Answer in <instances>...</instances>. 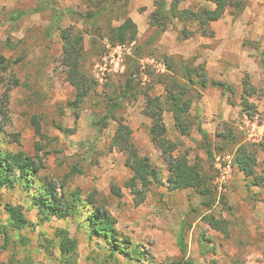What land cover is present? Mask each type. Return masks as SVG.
<instances>
[{
    "label": "rangeland",
    "instance_id": "obj_1",
    "mask_svg": "<svg viewBox=\"0 0 264 264\" xmlns=\"http://www.w3.org/2000/svg\"><path fill=\"white\" fill-rule=\"evenodd\" d=\"M125 1L0 0V149L23 152L39 168L32 188L17 184L0 189V221L7 217V203L23 206L28 219L21 231H10L9 236L0 231V264H170L182 258L178 243L182 230L192 264H264V146H260L264 112L258 115L257 107L244 112L234 84L222 81L226 85L217 86L223 97L228 95L227 111L204 103V92L214 86L192 89L189 135L174 126L171 112H164V137L175 144L171 153L187 155L206 181L204 191L201 187L169 191L156 183L143 188L139 182L133 190L129 186L134 158L113 146L118 120L133 129L138 155L148 157L164 181L169 176V153L153 143L152 120L144 109L148 94L164 95L162 80L170 71L143 66L142 61L173 55L177 63L182 57L188 66H196L204 64L205 57L201 52L190 57L170 54L160 46L156 26L136 41L113 45L111 28L122 22L120 6ZM203 1L192 0V5ZM254 2L245 0L246 6ZM101 9L93 25L89 16ZM70 26L85 36L82 62L97 81L81 101L67 80L63 58L60 30ZM112 53L120 55V61L101 80L98 65ZM262 94L260 88L250 103L256 106L254 101ZM202 105L206 114L200 111ZM241 145L257 158L251 177L235 164ZM226 161L232 164L231 179L219 190L218 164ZM42 178L54 184L58 196L63 190L69 199L72 192L82 199L93 194L116 218L119 238L139 242V255L131 257L118 248L113 253V244L95 236L86 222L92 206H78L83 214L43 217L35 204L44 197L37 189ZM139 191L145 192V198L138 204ZM211 216L225 221L224 228L210 226ZM66 233L78 242L70 262L61 250Z\"/></svg>",
    "mask_w": 264,
    "mask_h": 264
},
{
    "label": "trees",
    "instance_id": "obj_2",
    "mask_svg": "<svg viewBox=\"0 0 264 264\" xmlns=\"http://www.w3.org/2000/svg\"><path fill=\"white\" fill-rule=\"evenodd\" d=\"M183 1L185 0H171L169 2L167 0H154L156 8L149 14V23L157 27V33L164 32L173 19L177 18L185 25L187 23H196L198 31L202 35L213 37L215 33L211 28V22L222 18L228 6L235 8L231 10V13L236 16L246 7L245 0H204V5L195 10L192 8H181L180 4ZM129 2L130 0H126L120 6L124 8L120 16L122 22L111 28L110 42L113 45L133 42L138 38V26L129 15ZM212 4L215 6L212 7ZM103 10L101 9L89 16L93 25L97 24V18L102 14ZM187 32L188 30L186 31V28H184L182 36L189 37ZM60 37L63 41V58L67 80L76 89V97L81 101L95 88L97 82L95 77L84 68L82 62L85 51V36L81 31H77L70 26L60 30ZM163 61L166 64L167 70L170 71V75H167L168 78L162 80L165 93L164 95L148 94L146 96L144 114L152 120L150 135L153 143L169 153V176L167 181H164L160 175V171L157 170L148 157L138 155V148L132 142L133 129L122 120H118L117 129L113 137V146L134 158L133 163L130 164L133 177L129 186L132 187V190L140 182L143 188L147 187L150 183H156L166 186L169 191L190 187L195 189L201 187V190L203 189L204 191L206 181L200 171L189 162L187 155L178 154L174 156L171 153L174 150L175 144L167 141L164 137V134L167 132V127L164 123V112H171L174 126L183 135H189L191 123L188 120V113L195 100V93L192 89L196 85L200 89L205 90L209 86H224L226 83L209 78L206 62L196 66H188L186 60L182 57L177 63L173 55H166ZM260 63L264 73V46L260 52ZM132 79H129L128 85ZM241 84L240 103L242 110L249 113L253 109H256V106L250 103L249 98L254 96L259 90L252 84L248 73H245L243 76ZM230 88L228 86V89ZM198 130L207 139V133L202 127L198 126ZM167 142L169 143V149L164 146ZM260 144H262L260 146H264V141ZM207 153L211 155V149L208 146ZM256 162L257 158L252 150H249L246 145L239 146L235 152V164L246 177H251L255 174ZM38 172L39 168L35 161L27 154L0 149V189L3 187L15 188L18 184L28 190L35 184V180H32V177L39 176ZM37 189L44 196L35 203L38 205L39 213L43 217H49L50 215L73 216L76 213H81L78 209V206H81V204L85 207L89 206L88 208L92 206L93 209L88 210L86 214V222L92 227L91 231L95 236L103 238L109 244H113V246L111 245V252L113 253L118 248L119 252H125L131 257L139 255V242L131 239L121 240L119 238L120 236L115 226L117 222L116 218L101 203L94 199L93 194L82 199L78 192H72L69 199L66 191L63 190L62 194L58 196L54 184L47 179H43L42 185H38ZM114 190L119 195H122L119 188H115ZM136 195L138 196L139 204L145 198V192L139 191ZM5 210L7 211V217L5 221H0V231L5 234L4 236H9L10 231H21L26 227L28 219L23 211V206L7 203ZM208 220L210 226L214 229L221 230L224 228L222 225H224L225 221L219 220L214 216H211ZM61 242L62 253L66 256V261L70 262L71 258L77 254V239L70 237L66 233L63 235ZM178 243L182 252V258L173 260L170 264H192L187 257V244L183 230L178 238Z\"/></svg>",
    "mask_w": 264,
    "mask_h": 264
},
{
    "label": "crops",
    "instance_id": "obj_3",
    "mask_svg": "<svg viewBox=\"0 0 264 264\" xmlns=\"http://www.w3.org/2000/svg\"><path fill=\"white\" fill-rule=\"evenodd\" d=\"M192 4V0H185L180 7H193L198 10L204 5V1L198 6L196 4L197 7ZM260 7H264V0H255L253 6H246L236 16L231 13L233 6H228L222 18L211 22V28L215 33L213 37L202 35L196 23L185 25L174 18L158 38L160 46L170 54L190 57L201 52L205 57L210 78L234 84L239 94L242 93V88L239 89L242 77L248 73L252 84L259 90L261 88L263 93L260 99L254 101L259 111L258 115L264 112V73L260 63V52L264 46V11L261 12ZM155 8L154 0H130L129 15L138 26V37L146 35L150 28H156L149 23V14ZM184 28L188 30L189 37L182 36ZM222 93L220 88L210 87L204 92L203 101L218 111L219 107L221 109L225 107L227 111L230 107L227 102L228 95L223 97ZM236 108H240L239 104ZM206 109L207 107L203 105L200 107L204 114Z\"/></svg>",
    "mask_w": 264,
    "mask_h": 264
},
{
    "label": "built area",
    "instance_id": "obj_4",
    "mask_svg": "<svg viewBox=\"0 0 264 264\" xmlns=\"http://www.w3.org/2000/svg\"><path fill=\"white\" fill-rule=\"evenodd\" d=\"M119 48H123V46H118ZM120 61V55H116L114 53L110 54L108 57H104L103 63L98 65L100 74L98 77H100L101 80L105 79L106 73L110 72L111 65L114 62ZM143 66L145 64H149L154 69H157L160 72H165L167 67L165 62L162 59H156V58H147L146 60L142 61ZM219 169V175H218V186L219 190H222L224 186L228 183V181L231 179V173H232V164L231 161H226L225 164H218Z\"/></svg>",
    "mask_w": 264,
    "mask_h": 264
}]
</instances>
